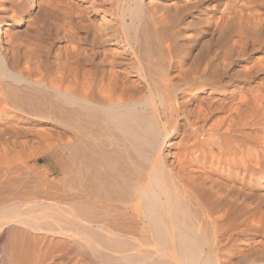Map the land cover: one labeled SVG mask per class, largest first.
Here are the masks:
<instances>
[{
    "label": "bare ground",
    "instance_id": "bare-ground-1",
    "mask_svg": "<svg viewBox=\"0 0 264 264\" xmlns=\"http://www.w3.org/2000/svg\"><path fill=\"white\" fill-rule=\"evenodd\" d=\"M52 256L264 264V0H0V264Z\"/></svg>",
    "mask_w": 264,
    "mask_h": 264
},
{
    "label": "rangeland",
    "instance_id": "rangeland-1",
    "mask_svg": "<svg viewBox=\"0 0 264 264\" xmlns=\"http://www.w3.org/2000/svg\"><path fill=\"white\" fill-rule=\"evenodd\" d=\"M133 6H135V5L133 4ZM192 10L189 12V17H192V18H196V16L199 17L201 15H204L208 11L207 9H204V7L200 6V5H198L196 8H194ZM139 15H140L139 18H138L139 21L136 20L135 25L137 24L136 27L138 26L137 28H139V30L141 31L143 29L145 21H144V18H143V14L140 13ZM186 32L187 33H192L191 28H188V30ZM185 87L186 86H183L182 88H180V91H179L180 94H181V91L185 90ZM206 91H204V93H207ZM147 93L148 92L146 91L145 93H143L142 96H144V97L148 96ZM180 121L183 123V120H180ZM101 134L104 135L103 139H104L105 143H106V139L105 138L112 137L110 131L102 130ZM106 144H109L108 143V139H107V143ZM109 149H112V147H109ZM66 155H68V154H66ZM66 155H63L64 156L63 157L62 155L59 156V155L50 154L49 156L36 157L35 159L26 160L24 162V166H25L26 169L23 171L25 174L22 173V175H21L22 177L21 178L22 179L24 178L23 179L24 181H26V178H27V182H28V183L26 182L27 184L31 183L30 180L31 181H37L38 184H40V183H48V185H50L53 188H51L50 186L47 187L48 186L47 185L43 190L47 191L49 194H51L52 197H57L58 195H63L62 193L69 194V191H68L70 189L69 182H71V175L69 173L70 172L69 171V167L70 166L67 164V162L66 163L65 162L62 163V161L66 157ZM24 175H25L26 178L23 177ZM29 178H31V179H29ZM128 178L130 179V181H132V179H133L134 181H132V184H135L134 182H136V180L134 179V176L129 175ZM128 178H127V180H128ZM67 180H69V181H67ZM49 191H51L52 193L49 192ZM57 191H58V194H57ZM34 192L35 191H33V193ZM55 195H57V196H55ZM32 196L33 195H28L26 200L27 199L32 200L33 199ZM59 261L60 260H59L58 256H54V257L52 256V259H50V263H48L49 262L48 261L47 264H53V263L56 264Z\"/></svg>",
    "mask_w": 264,
    "mask_h": 264
}]
</instances>
